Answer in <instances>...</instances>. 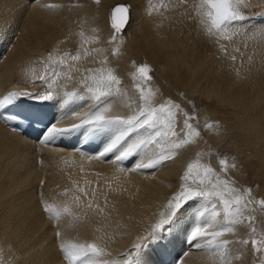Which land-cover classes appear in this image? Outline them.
Segmentation results:
<instances>
[{
    "label": "bare ground",
    "instance_id": "1",
    "mask_svg": "<svg viewBox=\"0 0 264 264\" xmlns=\"http://www.w3.org/2000/svg\"><path fill=\"white\" fill-rule=\"evenodd\" d=\"M123 4L130 6L131 16L117 34L110 13ZM199 4L200 0H187L181 5L176 0H0V101L17 88L46 95L45 83L36 78L45 76L51 83L59 72L60 78L53 85L54 99L47 101L56 119L52 126L79 124L93 109L91 102L68 98L73 91L84 92L81 85L69 87L81 72L73 70L69 80L66 68L55 63L46 68L44 60L45 56L49 58L48 50L61 51L63 44L69 48L66 52L73 54L83 46L100 51L82 54L80 61L68 63L83 70L93 67L94 62L101 64L107 55L106 67L115 69L121 81L122 95L112 101L110 114H130L126 105L136 106V84L140 83L145 90L156 92L158 103L168 98L179 104L192 101L190 110H184L196 116L193 124L200 131V137L180 149L175 159L156 168L137 170L136 165L148 163L153 153H137L122 166L115 160V153L99 155L103 147L94 142L100 139V133L89 132L87 126L47 142L46 131L34 141L7 127L0 117V264H66L59 243L95 241L111 253L108 259L129 251L136 237L147 235L165 210L159 208L161 198L177 190L176 179L190 153L205 147L204 161L220 172L217 162L225 153L219 148L225 132L234 133L231 137L237 146L245 145L248 150L246 159L235 169L229 168L227 176L242 184L249 173L258 178V172L264 171V0H250L245 14L251 19L244 25L248 31L231 42L224 38L217 42L206 34L203 18L197 15ZM220 44L227 45V53L222 52ZM116 47L120 55H112ZM233 55L236 61L231 59ZM143 64L151 68L150 81L135 78ZM32 100L23 96L13 99ZM183 119L178 116V131ZM208 123L213 127H205ZM79 142L94 148L95 153L77 152ZM255 184L254 194L263 197L264 188L258 181ZM78 188H84L90 197L95 190L92 208L87 207L89 198L76 191ZM66 189L72 191L65 195ZM73 193L81 196L80 202L73 201ZM45 202L61 211L58 219L45 211ZM199 203L177 217L171 233H165L161 250L150 245L145 249L147 255L140 259L148 257L152 264H220L211 251L189 245L181 231ZM65 206L68 213L63 212ZM245 230L240 226L235 236L226 234L225 238H243ZM57 231L61 233L59 238ZM241 249L233 245L231 252ZM180 255L182 260L177 263ZM231 264H255V260H234Z\"/></svg>",
    "mask_w": 264,
    "mask_h": 264
},
{
    "label": "snow or ice",
    "instance_id": "2",
    "mask_svg": "<svg viewBox=\"0 0 264 264\" xmlns=\"http://www.w3.org/2000/svg\"><path fill=\"white\" fill-rule=\"evenodd\" d=\"M98 3L99 0H96ZM170 2V0H168ZM178 5L186 4L187 0H176ZM250 0H200L197 15L202 17L201 23L205 26L206 34L214 37L217 42L224 38L231 42L241 33L248 31L244 25L251 17L245 14V10L250 7ZM49 7H57L49 5ZM130 6H119L112 14V26L119 34L123 26L127 23ZM264 15V14H262ZM83 35V32L80 33ZM264 36V32H261ZM117 36H113L115 41ZM222 52L227 53V45H219ZM100 49H84L76 53H64L52 61V54L49 53V62H44L48 68L51 64H59L68 70V73L81 72L80 85L84 89L81 94L73 91L68 93L69 100L80 99L91 102L93 109L80 119L79 124L71 127L58 128L54 125L47 129L44 141L47 142L55 136H63L75 132L78 128L87 126L91 133L102 132L108 135L107 143L101 157L108 153H115L117 162L126 160L129 157L141 153L151 152L148 163L136 165V169L156 168L163 162L175 159L179 150L195 142L200 137V131L194 126L195 115L189 114L181 108V105L171 98L163 102L156 101V92L151 88L145 90L140 84H136L139 91L136 106L131 103L126 105L130 108L129 115H112V101L122 95L119 87L121 81L116 75L115 69L106 67L109 63L107 55L101 60L99 68H75L71 61H80L83 55ZM237 51H239L237 49ZM120 48L116 47L112 55H120ZM233 61L236 56H231ZM151 68L148 64H143L138 68L135 78L137 81H150ZM55 79L49 83L45 76L36 79L45 83L48 93H30L27 91H12L0 101V107L10 104L14 98L21 96H31L41 100L54 99L53 85L59 80L60 73L56 72ZM71 80V75L65 74ZM183 95V94H181ZM192 104V101H188ZM194 107V104H193ZM183 116V124L177 130L178 116ZM212 128L213 124L205 125ZM133 136L135 138H133ZM188 163L177 184V190L170 194L166 201L165 210L158 215V218L151 225L145 236H137L129 251L119 254L117 258L108 259L111 253L106 252L105 247L97 242L91 243H59L58 248L62 252L66 264H143L140 259L142 255H147L145 249L150 245H162L165 240V233L170 234L177 217L185 209L193 207L197 202L199 208L191 215L190 221L181 227L185 235V240L189 245L197 249H207L212 252L213 257L219 259L220 264H231L233 259L239 260L244 256V252L233 255L231 248L233 245L242 249H247L251 244V251L256 257L255 264H264V221L257 220V206L264 212V197L257 198L253 194V189L244 185H238L235 179L227 176L229 168L235 169V163L229 164L228 157L219 160L221 171L218 173L210 164L202 163L200 156ZM234 160V158H232ZM71 189L65 190V195ZM76 191L85 198H89L88 208L93 207L92 198L95 197L93 190L91 197L84 188ZM74 202H80L81 196L73 193ZM46 212L53 213L58 219L61 211L43 205ZM95 207L100 209V205ZM102 211V209H101ZM64 213L69 212L65 206ZM244 226L249 230L248 238L226 239V234L235 233L238 227ZM61 233L57 231L59 238Z\"/></svg>",
    "mask_w": 264,
    "mask_h": 264
},
{
    "label": "rangeland",
    "instance_id": "3",
    "mask_svg": "<svg viewBox=\"0 0 264 264\" xmlns=\"http://www.w3.org/2000/svg\"><path fill=\"white\" fill-rule=\"evenodd\" d=\"M113 9H116V6L113 8ZM112 9V10H113ZM110 19H111V13H110ZM127 25V24H126ZM125 29V28H124ZM123 29V30H124ZM18 35V34H17ZM16 35V36H17ZM55 43V42H54ZM62 47H61V51H54L55 53H53L52 51H51V49L50 50H48V54L49 53H51L52 54V61H55L56 59L55 58H57L58 56H60V55H63L64 53H67L66 51H68L69 50V48H67L66 47V45L65 44H63V45H61ZM65 48H64V47ZM77 47L78 46H80L79 44H77L76 45ZM68 49V50H67ZM40 53V52H39ZM41 56V55H40ZM40 56H38V57H40ZM44 56V55H43ZM41 58H43L42 56H41ZM140 60H141V58H140ZM44 62H49V58H47V56H45V60H44ZM99 62V61H98ZM96 63V62H94V64H92V66L93 67H91V68H99V66H101V64H100V62L99 63ZM97 66H96V65ZM94 65H95V67H94ZM75 74H77V73H75ZM78 74H80V73H78ZM135 73L133 72V75H134ZM70 75L71 76H73V73H71L70 72ZM81 75V74H80ZM78 76L77 78V80H75L74 78H75V76H74V78H73V80H72V82L71 83H69V87H72V86H75V85H80V83H79V78H81V76ZM67 80V79H66ZM77 81V82H76ZM77 85V86H78ZM180 101V100H179ZM181 102V101H180ZM181 108L182 109H186V110H190V104L189 103H185V104H183L182 102H181ZM224 135L226 136V138L222 141V143H221V146L219 147L221 150H223V151H225V153H223L224 154V156H222V157H228V160H229V163H235V164H238L239 162H241V161H243L244 159H246V157H245V154H246V152H248V150H247V148H245V145H242V146H237V143H235L234 141H233V137H234V133L232 134V133H230V135L228 134H226V132L224 133ZM223 135V136H224ZM231 136H233V137H231ZM245 148V149H244ZM204 149H205V147H204ZM200 150L199 152H195V153H190L189 155H188V158L186 159L187 161H186V163H183V166H185V168H186V166H187V164L188 163H190V162H192L193 160H195L196 158H197V154L198 153H202V155L200 156V159H201V162L202 163H208L207 161H204V160H207V158H206V155H207V153L205 152V150ZM243 149V150H242ZM242 151H244V153H242L241 154V152ZM238 152L240 153V154H238ZM232 158H234V160L232 159ZM232 159V160H231ZM231 160V161H230ZM219 161V160H218ZM218 163V168H219V171H221V165L219 164V162H217ZM185 164V165H184ZM213 168H214V166H212ZM185 168L183 169V171L185 170ZM216 168H217V165H216ZM215 169V168H214ZM183 171H182V173H183ZM263 172V173H262ZM260 171V173L258 172V178H256V177H254L253 175H251L250 173H249V175L246 177V182L244 183H242L244 186H247V187H251L252 189H253V194H254V190L256 189V184H255V181H258L259 182V185H260V188L261 189H263L264 188V175H260V174H264V171ZM182 173L180 174V176L182 175ZM180 176L176 179L178 182H179V178H180ZM261 179H260V178ZM259 179V180H258ZM242 184H239L238 183V185H242ZM176 185H177V183H176ZM263 185V186H262ZM255 188V189H254ZM42 189H43V187H42ZM45 191L43 190V192H42V195L44 194V195H46V192L44 193ZM43 195V196H44ZM255 195V194H254ZM256 196V195H255ZM170 197V196H169ZM168 197V195H165V196H163L162 198H161V200L163 201L162 203H161V207L159 206V208H162V209H165V206H166V201H167V199L169 198ZM264 197V196H263ZM258 198H260L259 196H258ZM158 215V213L157 214H154V216H157ZM256 215H257V220L258 221H264V212H262L260 209H259V206H257V211H256ZM145 221V225H148L149 223H148V221L146 220V219H142V221ZM142 225V224H141ZM144 226V225H143ZM248 236H249V230L246 228V230H245V234L243 235V238H248ZM244 252V256H243V258L242 259H239V260H236V259H233L232 261H243L244 259H247V258H252V260H255L256 259V257H254V255H253V253H252V251H251V244H249L248 246H247V249H241L240 251H237V252H235L233 255H239L240 254V252Z\"/></svg>",
    "mask_w": 264,
    "mask_h": 264
},
{
    "label": "water",
    "instance_id": "4",
    "mask_svg": "<svg viewBox=\"0 0 264 264\" xmlns=\"http://www.w3.org/2000/svg\"><path fill=\"white\" fill-rule=\"evenodd\" d=\"M128 20H129V18H128ZM128 20H127V21H128ZM125 25H126V24H125ZM125 25H124V26H125ZM124 26H123V27H124Z\"/></svg>",
    "mask_w": 264,
    "mask_h": 264
}]
</instances>
